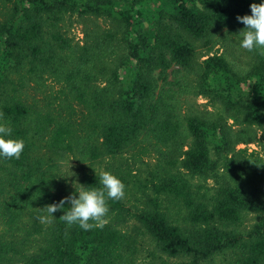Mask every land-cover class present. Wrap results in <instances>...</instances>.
I'll list each match as a JSON object with an SVG mask.
<instances>
[{
	"label": "trees",
	"instance_id": "16d2710c",
	"mask_svg": "<svg viewBox=\"0 0 264 264\" xmlns=\"http://www.w3.org/2000/svg\"><path fill=\"white\" fill-rule=\"evenodd\" d=\"M252 3L264 0H0V123L25 143L0 157V264H264V159L236 149L264 148V49L240 47L237 20ZM71 17L81 45L62 31ZM45 76L62 86L38 100ZM123 153L157 160L138 169L142 204L109 200L90 231L59 219L67 203L38 220L78 195L59 161ZM100 173L80 184L100 188Z\"/></svg>",
	"mask_w": 264,
	"mask_h": 264
},
{
	"label": "clouds",
	"instance_id": "9594fccd",
	"mask_svg": "<svg viewBox=\"0 0 264 264\" xmlns=\"http://www.w3.org/2000/svg\"><path fill=\"white\" fill-rule=\"evenodd\" d=\"M250 15L237 16V20L244 25L239 32L242 37L240 47L252 52L264 49V3H252ZM3 113L0 112V120ZM12 129L7 124L0 123V157L5 159H19L25 148L23 139L12 138ZM100 188L81 187L78 195H71L61 199L58 203L48 204L43 208L44 215L38 217L42 224L52 222L54 213L63 211L64 205L70 204L66 212L59 217L69 226L78 225L84 231L103 228L107 223L109 200H122L125 196V185L114 174L102 171L99 176Z\"/></svg>",
	"mask_w": 264,
	"mask_h": 264
},
{
	"label": "rangeland",
	"instance_id": "374dc122",
	"mask_svg": "<svg viewBox=\"0 0 264 264\" xmlns=\"http://www.w3.org/2000/svg\"><path fill=\"white\" fill-rule=\"evenodd\" d=\"M1 11V8H0ZM61 27L62 31L65 33V35L71 39L72 43H79L80 45L82 44V39L84 37V32H83V25L76 20V18L71 17V18H65L61 22ZM219 46L216 45L214 49L212 50L215 51L218 49ZM44 83L41 85L43 92L41 91H36L33 94V86H30L29 93L33 94L34 97L38 100H45L46 92L51 95H56L58 89L61 88L62 84L61 82H57V80H54L53 77H48L45 76V79L42 80ZM32 85H34L31 82ZM52 102H54V99H51ZM197 103L199 104H205L207 103V100L204 99L202 96H198L196 98ZM210 109V107H208ZM245 148L247 149L248 153L253 154V158H262L264 159V148L260 145V143L254 141L250 142L247 144L241 143L236 146V149H241ZM125 163L128 162L130 163L128 168L126 170H121L118 168V163ZM142 162H146L150 165H153V168H157L155 166L157 160L154 156H149V155H142L140 158H136L133 160V155L130 153H123L120 156H116L114 158L111 157H104V159L101 160V162L98 163H89V162H84V161H78L74 157H69L66 158L65 160H61L58 162V167L61 171V174L65 175L67 178V182L70 184L71 187H75L77 191L80 190L82 185L80 184V174H82V171L87 170L89 168H92L93 170L97 172H102V171H108L114 174L115 176L117 173L118 178L121 180V177L123 175L124 180L122 181L123 184L125 185V196L124 198L126 201L131 204H137L139 205L140 203L142 204L143 201V193L142 191L146 190V182L147 179H150V174L145 170V171H139L138 169L141 168H146L145 164ZM155 166V167H154ZM137 200V201H136ZM172 214L176 216V210H172ZM253 221V217L250 215L246 217V224H249L250 222ZM143 242L140 248H142V256L145 258H148L149 256V251H152V245L148 242V238L143 236H140ZM222 264H225L222 262Z\"/></svg>",
	"mask_w": 264,
	"mask_h": 264
}]
</instances>
